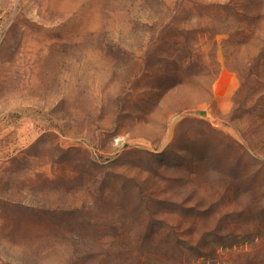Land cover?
Returning <instances> with one entry per match:
<instances>
[{"label": "rangeland", "instance_id": "374dc122", "mask_svg": "<svg viewBox=\"0 0 264 264\" xmlns=\"http://www.w3.org/2000/svg\"><path fill=\"white\" fill-rule=\"evenodd\" d=\"M0 264H264V0H0Z\"/></svg>", "mask_w": 264, "mask_h": 264}]
</instances>
